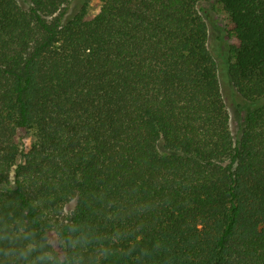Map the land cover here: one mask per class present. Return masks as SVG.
Listing matches in <instances>:
<instances>
[{"label": "trees", "instance_id": "16d2710c", "mask_svg": "<svg viewBox=\"0 0 264 264\" xmlns=\"http://www.w3.org/2000/svg\"><path fill=\"white\" fill-rule=\"evenodd\" d=\"M208 1L0 0V264H264V0H212L236 137Z\"/></svg>", "mask_w": 264, "mask_h": 264}, {"label": "rangeland", "instance_id": "374dc122", "mask_svg": "<svg viewBox=\"0 0 264 264\" xmlns=\"http://www.w3.org/2000/svg\"><path fill=\"white\" fill-rule=\"evenodd\" d=\"M81 0H71L70 12L73 13ZM88 16H93L97 13L100 5V0H85ZM204 9L208 14V29H209V48L214 55L218 65V76L221 84V90L229 110V126L232 134L236 137L243 123V113L241 111L242 101L236 95L234 88L231 85L227 74V52L226 46L232 41L225 34V14L220 6L212 0L203 4ZM19 151L21 158L34 141L33 130H24L19 132ZM74 205V201L69 203L66 210H70Z\"/></svg>", "mask_w": 264, "mask_h": 264}]
</instances>
